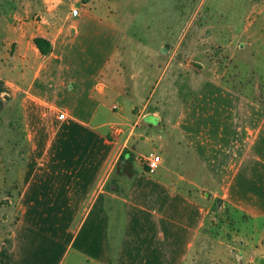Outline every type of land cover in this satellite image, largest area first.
Segmentation results:
<instances>
[{
  "label": "crops",
  "instance_id": "obj_1",
  "mask_svg": "<svg viewBox=\"0 0 264 264\" xmlns=\"http://www.w3.org/2000/svg\"><path fill=\"white\" fill-rule=\"evenodd\" d=\"M8 1L17 6L21 2ZM69 2H27L23 14L15 10L9 23L0 25V264H66L70 259L72 264H111L114 258L117 264H142V245H152L158 254V245H164L158 258L164 260L168 245L178 252L184 237L178 264L193 254L197 258L199 252L222 264L218 257L224 252L225 238L213 235L217 226L207 217L211 201H221L217 205L222 210L232 207L230 195L194 185L185 172L188 161L182 163V159L194 144L190 136L197 132L201 174L217 179L221 167L215 166L219 150L224 151V126L198 125L199 111L186 108L180 92L164 88L155 96L159 82L150 94L156 97L153 102L148 98L140 108L127 102L130 92L125 73L116 63L118 57L111 55L98 62L91 53V36L99 18L91 11L74 13L72 6L67 11ZM251 7L242 18L241 30L225 23L218 29L210 30L206 24L195 28L191 18L182 34L204 32L203 38L217 43L228 65L244 56L245 37L261 35L262 29L246 28ZM34 9L37 12L31 20ZM12 19L21 23L13 26ZM35 38L50 43L48 55L40 54ZM194 46L192 39L183 47L187 57L193 56ZM180 47L158 42L153 57L167 58L164 69L174 64L177 70L188 66L200 70L201 61L174 59ZM252 53L248 56L255 59L257 53ZM177 70L169 80L174 86ZM185 74L193 78L191 70ZM224 77L223 72L206 80L218 89ZM226 94L220 91L218 96L225 98ZM229 99L234 101L231 95ZM228 123L233 124L234 118ZM114 127L121 133L113 132ZM244 131L252 144L256 130ZM2 134H8V140L1 139ZM186 139L190 142L184 145ZM231 146L240 147L235 141ZM252 148L248 145L243 156L257 161ZM124 151L130 154L120 160ZM150 153L161 158L154 173H148L141 160ZM181 163L184 171L179 175L176 169ZM1 170L8 171V176H1ZM176 180L200 190V200L182 196ZM188 206L200 220L180 218L178 212ZM235 240L236 236L230 243ZM237 257L244 259L245 254Z\"/></svg>",
  "mask_w": 264,
  "mask_h": 264
},
{
  "label": "rangeland",
  "instance_id": "obj_2",
  "mask_svg": "<svg viewBox=\"0 0 264 264\" xmlns=\"http://www.w3.org/2000/svg\"><path fill=\"white\" fill-rule=\"evenodd\" d=\"M35 1L21 0L19 3H24L17 6L8 0H0V25L9 23L8 19L13 11L17 10L18 13L23 14L25 4L32 2L35 5ZM252 1L70 0L69 5H66L67 11L72 6L74 13L78 10L91 11L99 18L97 27H95V35L91 36L90 43L93 45L91 53L94 54V60L98 62H102L111 55L118 57L116 63L125 73L127 88L130 92L126 97L127 102L140 108L148 98L153 102L155 96L166 88L169 92H180L182 100L186 103V108L192 106V112L199 111L196 112L199 113L198 125L218 123L224 126L225 139L222 140L224 146L221 145L224 151L221 153V149L219 150L218 160H216L218 165L215 166V168L221 167L217 179H207L204 177L205 174H201L203 163L199 156L200 141H198L197 132L190 136L189 139L194 144L186 157L182 159V163L183 160L188 161L185 172L190 173L189 181L194 185L215 189L220 193L227 192L230 195L229 201L232 207L227 206L228 208L222 210V207L218 206L221 201L218 202L219 204L211 201L207 217L211 224L217 226L212 230L213 235H222L225 238L224 252L223 254L220 252L221 255L218 257V260L223 262L222 264H232V261L237 264H260V260L264 259V0H256L259 3L255 2L251 5V10L245 20L248 31L252 28L262 29L261 35L254 33L257 36L245 37V47L248 48H245L243 57H238L232 63L238 68L237 79L220 81L222 88L217 87L218 89H216L212 82L206 80L207 78L216 79L218 75L220 76L218 67L223 57L220 56V51H217V43L204 39V32L192 34L187 30L185 34L182 33L191 18H193L192 27L198 28L197 26L206 22V24H211L208 27L210 30L218 29L211 22L204 20L205 13L210 12H213L215 17L220 16L223 21L231 20L229 22L233 23L237 30H241V18L248 11L249 3ZM27 7L30 8L28 5ZM36 12L34 9V13L30 15L31 20H34ZM227 18L228 20H225ZM15 23H21V21L13 19L10 21L13 26ZM170 32L171 34H169ZM192 39L195 46L193 56L190 58L185 55L182 49L187 47ZM255 39L256 41H253ZM1 42L2 37L0 36V52L2 50ZM158 42L160 44L170 43L171 47L180 44L181 47L176 51L174 59H179V61L194 59V61H201L203 67L199 70L188 66L187 68L180 67L177 70L173 64L172 67L168 66L164 69L167 58L164 60L153 57V51ZM252 52H256L257 55ZM251 53L255 59L248 56ZM152 63H161V66L150 67ZM186 69L192 71V79L191 76L185 74ZM176 70L177 75L175 74V76L178 78L176 86H174L169 80L171 76H174ZM184 74L187 78H184ZM3 76H7L6 73ZM201 80H205L204 84L200 82ZM156 82H159V85L155 88ZM226 82H229L230 85ZM170 83L172 85L167 88ZM153 88H155V96L153 97L152 94L150 97ZM220 91H224L228 95L221 98L220 95L218 96ZM215 93L216 95H214ZM200 94H203V98L199 96ZM230 95L234 101L229 99ZM233 109L234 117L231 116ZM215 111L219 115H214ZM4 116L8 117L9 115L6 112ZM233 118L234 123L229 124L228 121ZM228 124L231 125V128H227L230 127ZM244 128L256 130V139H253L252 144L247 141V138L250 137L247 136ZM2 135L1 139L8 140V134ZM233 141L239 143L241 149H233L231 146ZM189 142L186 139L184 145ZM248 145L253 146L251 154H255L258 158L257 161L249 160V155L243 156ZM145 148L150 150V147L145 146ZM242 159H245L244 165H241ZM182 163L176 169L179 175L184 171ZM190 166L191 169H189ZM210 167L214 169V166ZM236 169L238 172H235ZM1 171V176H8V171ZM209 173H211L210 169ZM184 176H188V174ZM175 182V186L181 189L182 196L193 200V202L200 200V190L198 192L193 185H188L185 181L176 180ZM238 196L240 199H234ZM204 203L208 204L207 201ZM178 215L181 219L186 217L189 221L196 218L200 220L192 206H188L185 210L182 209L181 214L179 211ZM234 236L237 237V241L230 243ZM185 238L181 239L178 252L172 249V245H168L164 260L158 259L163 255L162 247L164 245H158L161 246L160 254L152 248V245L148 244L146 247L142 245L141 253L144 257L142 264H178L181 246ZM242 243L246 247H243ZM112 247L115 249L117 245H112ZM230 249L232 250L230 251ZM239 253H244L245 258L239 259L237 257ZM203 255L205 256L199 252L196 258L193 254V259L188 257L183 264H216L212 256L209 255L205 259ZM66 264H72L71 259ZM111 264H117V259L114 258Z\"/></svg>",
  "mask_w": 264,
  "mask_h": 264
},
{
  "label": "trees",
  "instance_id": "obj_3",
  "mask_svg": "<svg viewBox=\"0 0 264 264\" xmlns=\"http://www.w3.org/2000/svg\"><path fill=\"white\" fill-rule=\"evenodd\" d=\"M251 3L252 2L249 3V8L251 6ZM245 13H244V15H245ZM243 16H242V18H243ZM242 18H241V25H243ZM204 20L208 21V22H211L213 25H215L217 27L222 26L224 23L226 25H232L233 26V23L229 22L231 20L223 21L220 16L219 17L218 16L215 17V14L213 12L212 13L211 12L210 13H205ZM225 20H228V18L225 19ZM203 24H206V22L203 23ZM206 25H211V24L207 23ZM233 28L236 31H238L234 26H233ZM33 42H34V45L36 46V48L38 49V51L40 52L41 55L46 56V55H48L51 52V45H50V43L48 41H46V40H44L42 38H35L33 40ZM226 60H227V57L224 56L222 61H220L219 67H218L219 68V74H222L224 72L225 77L223 79V82H224V80H233V79L236 80L237 79V75H238V68L233 66L231 62H229V64L226 65ZM226 83L228 85H230L229 82H226ZM128 154H130V153H128L127 151H124L122 153V155H121L120 160L123 159V157L125 155H128Z\"/></svg>",
  "mask_w": 264,
  "mask_h": 264
},
{
  "label": "built area",
  "instance_id": "obj_4",
  "mask_svg": "<svg viewBox=\"0 0 264 264\" xmlns=\"http://www.w3.org/2000/svg\"><path fill=\"white\" fill-rule=\"evenodd\" d=\"M63 116L64 115H60V118H63ZM113 132L119 134L121 133V130L119 128L114 127ZM141 160L146 166L148 173H154L161 162L160 156L154 153H150L148 155L143 156Z\"/></svg>",
  "mask_w": 264,
  "mask_h": 264
},
{
  "label": "water",
  "instance_id": "obj_5",
  "mask_svg": "<svg viewBox=\"0 0 264 264\" xmlns=\"http://www.w3.org/2000/svg\"><path fill=\"white\" fill-rule=\"evenodd\" d=\"M260 264H264V259H261L260 260Z\"/></svg>",
  "mask_w": 264,
  "mask_h": 264
}]
</instances>
